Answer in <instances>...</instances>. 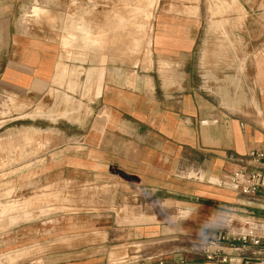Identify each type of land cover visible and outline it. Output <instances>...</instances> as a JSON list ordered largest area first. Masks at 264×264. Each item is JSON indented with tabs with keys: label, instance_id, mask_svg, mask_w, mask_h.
I'll return each mask as SVG.
<instances>
[{
	"label": "crops",
	"instance_id": "1",
	"mask_svg": "<svg viewBox=\"0 0 264 264\" xmlns=\"http://www.w3.org/2000/svg\"><path fill=\"white\" fill-rule=\"evenodd\" d=\"M72 1L0 0V94L28 113L46 101L51 137L39 181L59 198L46 209L62 210L45 216L50 232L13 246L43 241L41 264H264L258 250L218 242L264 227V190L244 196L224 186L264 146V24L244 27L237 11L235 25L187 28L159 14L150 70L104 83L103 73L69 91L56 71ZM36 7L52 22L27 24ZM87 60L77 64L98 65ZM70 96L92 98L90 122L78 106L68 114ZM207 251L217 260L206 261Z\"/></svg>",
	"mask_w": 264,
	"mask_h": 264
},
{
	"label": "rangeland",
	"instance_id": "2",
	"mask_svg": "<svg viewBox=\"0 0 264 264\" xmlns=\"http://www.w3.org/2000/svg\"><path fill=\"white\" fill-rule=\"evenodd\" d=\"M144 4L149 5L147 11L140 9ZM37 10L36 7L32 11L33 18L24 20L27 24L52 22ZM259 10L262 14L264 0L72 1L62 21V51L56 80L64 83L69 91L76 89L78 84L85 91L86 84L92 83L103 73L104 83L108 75H115L116 79L119 74L135 75L140 70H150L149 62L146 63V58H150L148 45L156 30L155 17L159 14H165L169 22L173 19L177 22L185 21L187 28L197 22L204 29L209 25H235L236 19L233 16L241 12L243 15L238 22L248 28L259 24V20L261 25L264 24L262 17L254 18ZM53 22L55 23V19ZM86 33L90 34V40L82 38ZM74 37H79V41L69 43L68 48L63 46L65 41ZM91 54L98 57V65L77 64L84 62L87 57L90 63ZM81 79H85L83 88ZM80 98L66 97L63 105L69 109L68 114H71L70 109L74 112L73 109L78 106V112H83L85 120L90 122L89 101L92 98H82L83 106ZM19 101L18 98L6 94L2 97L0 94V139L3 140V145L0 146V264H41L39 256L43 252V241L37 243L34 239L30 242L26 240L19 243L20 248L17 249L18 244L13 246L11 239L34 234L43 237L51 228L44 226L48 215L62 210L54 209V206L46 209L50 198L55 202L59 198L58 195L45 193L43 183L39 181L43 174L44 146L46 139L51 137V132L46 130L49 125L44 122L43 110L47 103L39 98L35 103L37 107L34 109L32 105V112L28 113V106L16 103ZM52 101L54 102V98ZM70 118L71 116L69 121ZM56 221L54 219L52 223ZM107 262L105 264H116Z\"/></svg>",
	"mask_w": 264,
	"mask_h": 264
},
{
	"label": "built area",
	"instance_id": "3",
	"mask_svg": "<svg viewBox=\"0 0 264 264\" xmlns=\"http://www.w3.org/2000/svg\"><path fill=\"white\" fill-rule=\"evenodd\" d=\"M224 186L244 196L255 195L258 191L264 190V146L260 150L249 152L244 158L243 166L230 173ZM218 242L228 243L230 248L235 247L238 250L252 248L264 253V227L258 232L252 230L237 235L221 236ZM208 245L212 246L213 243L209 242ZM205 260L212 262L217 259L213 253L207 251ZM218 261L222 264L228 263L226 258Z\"/></svg>",
	"mask_w": 264,
	"mask_h": 264
},
{
	"label": "bare ground",
	"instance_id": "4",
	"mask_svg": "<svg viewBox=\"0 0 264 264\" xmlns=\"http://www.w3.org/2000/svg\"><path fill=\"white\" fill-rule=\"evenodd\" d=\"M231 1H232V2H235V0H234V1L231 0ZM228 3H230V2H228ZM148 6H149V5H148ZM148 6H147V4H144V7H143V8H140V7H139V8H140L141 10H144V11L146 10V11H147V10L149 9V8L147 9ZM139 8H138V9H139ZM226 10H229V9L226 8ZM136 12H137V11H136ZM141 13H142V12H141ZM139 14H140V13H139ZM240 14H241V12H240ZM82 38H84V40H88V39L90 40V34H89V33H88V34L86 33ZM79 39H80L79 37H74L73 39H69V40H67V41H65V42L63 43V46L68 48V47H70V44H73V43L78 42ZM69 43H70V44H69ZM189 215H190V214H189ZM187 218H188V217H187ZM193 218H194V216H193Z\"/></svg>",
	"mask_w": 264,
	"mask_h": 264
}]
</instances>
